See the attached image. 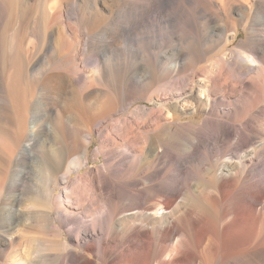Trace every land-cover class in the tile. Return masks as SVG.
Returning <instances> with one entry per match:
<instances>
[{"label": "rangeland", "instance_id": "obj_1", "mask_svg": "<svg viewBox=\"0 0 264 264\" xmlns=\"http://www.w3.org/2000/svg\"><path fill=\"white\" fill-rule=\"evenodd\" d=\"M199 5L198 0H165L164 7L152 0H146L145 6L140 0H0V126L5 125L9 133L14 131L12 119L17 109L22 108H25L27 123L19 147L13 145L11 137H0V215L4 218L2 226L7 229L9 218L15 211H22L25 219L20 227H23H17L14 232L19 233L15 235L16 241L22 247L31 244V236L48 245L59 243L57 246L61 248L65 242L71 244L72 237L82 242V225L99 220L102 217L99 207L104 206L103 202H96L98 211L88 217L74 213V209H69L74 213L73 218L65 213L56 215L55 226L61 231L62 239L44 222V198L51 188L48 178L41 172V180L34 182L36 186L27 181L29 161L19 156L21 148L29 143L31 124L37 126L33 151L43 159L49 157V151H54L53 144L61 140L60 133L71 140L74 134L92 127L89 164L79 174L86 169L104 174V157H97L96 152L102 144L112 148L114 143L121 142L125 134L123 123L136 121L145 126L141 133H147L152 128L150 112L159 114L163 109L174 114L173 107L183 103L193 108V100L201 96L198 87L206 84L212 100H217L218 109L202 126V134L212 141L208 147L199 148L198 158L192 164L184 166L186 183L192 184V188L199 186L200 191L213 184L219 186L220 171L230 161L231 150L237 149L240 141L260 145L253 131L256 126L264 129V114L244 124L232 121L231 117L238 111L228 116L232 110L218 101L222 91L215 79L221 75L233 81L242 42L258 33L264 34V0H210L204 7ZM69 55L74 59L68 60ZM14 64L18 74L12 77ZM70 75L86 80L97 77L100 84L81 93L67 86ZM239 100L234 97L231 102L237 101L240 105ZM260 105H264V100ZM46 112L51 117L45 118ZM191 117L179 114L174 120L183 126L193 121ZM43 118L52 120V134L45 135L40 127L44 125ZM98 120H102L100 125H96ZM216 123L226 127L230 134L217 143L213 142L212 132V125ZM174 139L167 143H171L176 154L183 155V141L174 142ZM172 174L173 169L166 168L160 176L171 178ZM77 176L78 173H71L65 185L68 189ZM84 184V181L77 184L81 192ZM65 186H55L54 201L61 198L66 204ZM221 192L226 194L228 189ZM232 195L227 202H236V196ZM52 217H55L54 211ZM118 218L121 214L113 218L110 215L106 221L97 223L101 228L97 229V236L103 237L104 228L112 225V219V226L129 225L133 221L115 223ZM69 219L75 220L71 228L65 225ZM74 253L84 254L80 248H74ZM11 255V250L0 247V263L12 260ZM85 255L94 260L92 255Z\"/></svg>", "mask_w": 264, "mask_h": 264}, {"label": "bare ground", "instance_id": "obj_2", "mask_svg": "<svg viewBox=\"0 0 264 264\" xmlns=\"http://www.w3.org/2000/svg\"><path fill=\"white\" fill-rule=\"evenodd\" d=\"M69 1L71 0H66ZM145 1L140 0L143 6ZM164 2L165 0H152V3L163 7ZM198 2L204 7L210 0ZM72 58L70 56L68 60ZM250 63H255L256 66L253 67ZM235 65L233 81L228 77L221 78L220 75L215 79V84L222 91L221 100L218 101L232 110L228 116H232L237 110V115L231 117V120L244 124L257 115L264 114V105H260V101L264 100L263 33L242 42ZM11 71L12 77L18 74L15 64ZM255 72L258 75H254ZM72 76L68 77L67 86L81 93L91 91L100 82L97 77L86 80ZM198 88L201 96L193 100V108L183 103L174 104V114L163 109L159 114L150 112L148 117L152 119V128L147 133L143 132L145 134L141 133L145 126L136 121H130L127 125L123 123L125 134L121 142L114 143L111 140L114 143L112 148L102 144L96 152L97 157H104V174L87 169L79 174V170L85 169L89 164V145L94 132L92 127H88L83 133L74 134L71 140L60 133L61 140L54 141V151H49V157L43 159L33 151L37 126L31 124L29 143L21 148L19 156L29 161V172L25 176L27 181H40L41 172L48 178L51 188L44 198V222L46 220L49 227L62 239L61 231L55 226L58 220L56 215L65 213L67 217L73 218L72 214L77 212L78 215L88 217L98 211L96 202L101 201L104 205L99 207L102 217L82 225V242L71 236L72 243L65 242L61 248L57 246L58 242L57 245H48L49 243L36 239L37 236H31V244L22 247L23 244L16 241L15 235L19 233H14L17 227H23H20L25 219L22 211H15L9 218L7 229L2 226L4 218L0 215V247L12 252V260L3 264H264V129L256 126L253 131L254 139L260 141L258 147L250 141H240L237 149L233 152L231 150L230 161L220 171L219 186H203V191H200L199 186L192 188V184L186 183L183 168L198 158L199 148H206L211 143L212 140L202 134V126L207 123V117L218 111L217 100H212L213 95L208 86L204 84ZM233 96L240 99V105L237 101L231 102ZM179 114L191 115V118L194 117L193 121L179 125L174 120ZM47 117H51L48 112L45 113V118ZM51 121H45L40 126L45 135L52 134L54 130ZM101 123L102 120H98L96 125ZM12 125L14 131L9 133L2 124L0 137H11L13 145L19 147L26 132L25 108L17 109ZM119 127L122 128V125ZM225 128L219 123L212 125L213 142H221L230 135ZM169 139H174V142L183 141V155L176 154L171 143L168 146ZM126 159L129 162H125ZM166 168L173 169L174 175L171 178H161L160 175ZM73 172L78 173V176L68 189L65 185ZM81 181L85 182L82 192L79 189L81 184L77 186ZM61 184L65 186L63 197L66 204L60 201L61 198L55 201L53 199L55 186ZM222 189H228V192L223 194ZM232 194L236 196V202H227L228 196ZM30 207L33 210L34 205ZM69 209H74V213L69 212ZM52 211L55 217H52ZM115 214H121V218L115 223L126 219L133 221L129 225L112 226V219V225L104 228L103 237H98L96 232L101 228L97 223L106 221L110 215L113 218ZM32 218H35L34 214ZM70 220L65 225L71 228L75 220ZM147 220L151 222L146 224ZM74 248L82 249L84 254H75ZM85 253L92 255L94 260Z\"/></svg>", "mask_w": 264, "mask_h": 264}]
</instances>
